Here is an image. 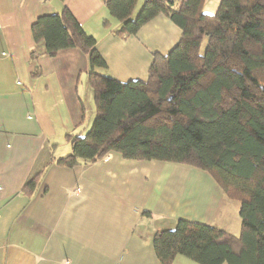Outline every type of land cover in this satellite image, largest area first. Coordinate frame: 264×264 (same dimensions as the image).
I'll list each match as a JSON object with an SVG mask.
<instances>
[{
	"label": "crops",
	"instance_id": "crops-1",
	"mask_svg": "<svg viewBox=\"0 0 264 264\" xmlns=\"http://www.w3.org/2000/svg\"><path fill=\"white\" fill-rule=\"evenodd\" d=\"M104 1L0 0V264H159L152 237L178 220L239 235V212L237 221L229 212L235 201L202 171L114 153L89 165L56 164L71 152L67 136L90 129L85 103L93 93L79 50L30 59L34 49L43 52L33 41L34 21L66 7L97 42L107 65L97 72L121 83L146 82L153 55H167L181 37L159 15L123 40L113 34L119 24ZM145 1H137L131 19ZM38 173L39 187L23 196ZM171 264L197 263L177 255Z\"/></svg>",
	"mask_w": 264,
	"mask_h": 264
},
{
	"label": "trees",
	"instance_id": "trees-1",
	"mask_svg": "<svg viewBox=\"0 0 264 264\" xmlns=\"http://www.w3.org/2000/svg\"><path fill=\"white\" fill-rule=\"evenodd\" d=\"M137 1H104L119 24L115 36H134L159 15L181 30L167 55H153L146 82L100 75L107 65L97 42L66 7L31 25L35 45L43 46L31 60L77 49L88 63L94 120L83 136H67L71 152L56 164L89 165L114 153L202 171L239 202V236L178 220L152 237L159 264L177 255L197 264H264V0H219L213 14L203 12L205 0H146L131 19ZM40 180L41 173L29 178L21 194L31 197Z\"/></svg>",
	"mask_w": 264,
	"mask_h": 264
},
{
	"label": "rangeland",
	"instance_id": "rangeland-1",
	"mask_svg": "<svg viewBox=\"0 0 264 264\" xmlns=\"http://www.w3.org/2000/svg\"><path fill=\"white\" fill-rule=\"evenodd\" d=\"M218 1L219 0H206L205 3H204V6H203V12L204 13H207V14H213L216 9H217V6H218ZM140 3H141V0H140ZM204 44L205 42L203 43V47H204ZM92 95V94H91ZM86 102V101H85ZM85 110H86V124H88L90 122V124H92V121H93V118H94V115H95V110H94V103H93V99H92V96H91V101L90 103L86 102L85 103ZM90 120V121H89ZM89 127L87 128H90L91 125H88ZM88 130V129H87ZM69 153V152H68ZM68 153H65L66 155ZM171 164V163H170ZM178 165V164H177ZM183 166H186V165H183ZM188 167V166H187ZM191 168V167H190ZM194 169V168H193ZM211 179V178H210ZM212 180V179H211ZM213 181V180H212ZM214 183V181H213ZM227 200V199H226ZM231 206L229 208V212H232V219H233V215L236 214L235 216V221H237L238 219V212H239V208H240V204L239 202L237 203V201L235 202H230ZM235 221H234V224L233 226L231 227V232H233V229L235 228ZM231 222V221H230ZM237 223V222H236ZM234 227V228H233ZM239 236V235H237Z\"/></svg>",
	"mask_w": 264,
	"mask_h": 264
}]
</instances>
